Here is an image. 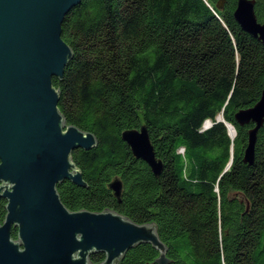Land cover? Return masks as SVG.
<instances>
[{
    "label": "trees",
    "instance_id": "trees-1",
    "mask_svg": "<svg viewBox=\"0 0 264 264\" xmlns=\"http://www.w3.org/2000/svg\"><path fill=\"white\" fill-rule=\"evenodd\" d=\"M218 1L82 0L64 19L73 57L53 78L59 108L98 142L73 151L87 185L66 180L60 197L73 211L155 223L167 247V263L143 242L116 264H264V125L251 164L244 153L254 123L235 118L261 98L264 44L235 19L238 0L222 9ZM255 9L264 22V0ZM142 125L163 161L158 175L122 137ZM6 204L0 198V223Z\"/></svg>",
    "mask_w": 264,
    "mask_h": 264
},
{
    "label": "water",
    "instance_id": "water-1",
    "mask_svg": "<svg viewBox=\"0 0 264 264\" xmlns=\"http://www.w3.org/2000/svg\"><path fill=\"white\" fill-rule=\"evenodd\" d=\"M81 1L0 0V197L7 200L0 223V264H116L143 242L157 247L158 262L167 263V247L155 223L141 224L112 209L73 211L58 191L66 180L87 185L72 153L98 142L93 132L67 121L53 84L54 77L63 78L73 57L62 37L64 19ZM224 3L219 0L217 7ZM255 5L256 0H238L234 16L264 44V22ZM235 118L240 124L254 123L244 153L245 162L252 164L264 125V89L260 100L237 111ZM122 137L136 157L161 173L163 161L146 125L126 129ZM110 187L121 197V179ZM98 252L106 257L94 263L91 255Z\"/></svg>",
    "mask_w": 264,
    "mask_h": 264
},
{
    "label": "bare ground",
    "instance_id": "bare-ground-1",
    "mask_svg": "<svg viewBox=\"0 0 264 264\" xmlns=\"http://www.w3.org/2000/svg\"><path fill=\"white\" fill-rule=\"evenodd\" d=\"M229 130H230L231 135L234 136L236 131H235V129L233 128V126H230V125H229Z\"/></svg>",
    "mask_w": 264,
    "mask_h": 264
},
{
    "label": "flooded vegetation",
    "instance_id": "flooded-vegetation-1",
    "mask_svg": "<svg viewBox=\"0 0 264 264\" xmlns=\"http://www.w3.org/2000/svg\"><path fill=\"white\" fill-rule=\"evenodd\" d=\"M0 198H3V197H0ZM2 223V222H1ZM16 229V228H15ZM17 230V229H16ZM13 232H14V229H13ZM18 232V231H17ZM13 236H14V234H13Z\"/></svg>",
    "mask_w": 264,
    "mask_h": 264
},
{
    "label": "rangeland",
    "instance_id": "rangeland-1",
    "mask_svg": "<svg viewBox=\"0 0 264 264\" xmlns=\"http://www.w3.org/2000/svg\"><path fill=\"white\" fill-rule=\"evenodd\" d=\"M219 117L221 116V114L218 115ZM210 122V120H208Z\"/></svg>",
    "mask_w": 264,
    "mask_h": 264
}]
</instances>
